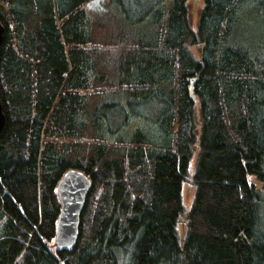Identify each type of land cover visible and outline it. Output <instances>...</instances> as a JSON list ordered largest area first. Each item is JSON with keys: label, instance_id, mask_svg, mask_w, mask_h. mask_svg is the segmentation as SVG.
I'll return each instance as SVG.
<instances>
[{"label": "trees", "instance_id": "obj_1", "mask_svg": "<svg viewBox=\"0 0 264 264\" xmlns=\"http://www.w3.org/2000/svg\"><path fill=\"white\" fill-rule=\"evenodd\" d=\"M0 21V264H264V0H0ZM138 105L160 144L128 130ZM72 168L92 185L57 249Z\"/></svg>", "mask_w": 264, "mask_h": 264}, {"label": "water", "instance_id": "obj_2", "mask_svg": "<svg viewBox=\"0 0 264 264\" xmlns=\"http://www.w3.org/2000/svg\"><path fill=\"white\" fill-rule=\"evenodd\" d=\"M5 26L0 21V45L3 42ZM5 124V114L0 100V132ZM92 185L91 178L79 169H68L56 185L60 212L55 225L52 246L57 249L73 248L79 239L80 217Z\"/></svg>", "mask_w": 264, "mask_h": 264}, {"label": "rangeland", "instance_id": "obj_3", "mask_svg": "<svg viewBox=\"0 0 264 264\" xmlns=\"http://www.w3.org/2000/svg\"><path fill=\"white\" fill-rule=\"evenodd\" d=\"M191 8L198 11V7L195 8L194 6H191ZM105 10L106 4L103 2L89 8V12L94 16L102 15ZM195 15L197 14L193 11L192 17L195 18ZM192 48L195 54H197L199 48L197 46H192ZM160 110H162V107L156 109L155 106H135L132 114L129 116L130 125L128 126V130H132L137 126H140V128L144 129V132L147 135L153 136V134H156L157 142L160 144V142L165 140V137L162 135L161 119L157 117L158 115H156ZM190 172H192V170H190ZM181 199L184 213L179 217L176 228L180 237L182 238L186 230V226L184 225V221H186L185 213L190 209L194 199V187L186 181H184L182 184Z\"/></svg>", "mask_w": 264, "mask_h": 264}]
</instances>
